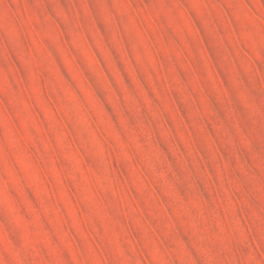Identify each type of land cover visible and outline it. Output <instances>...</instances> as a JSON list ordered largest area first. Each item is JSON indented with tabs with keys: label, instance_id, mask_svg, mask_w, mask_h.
Segmentation results:
<instances>
[{
	"label": "rangeland",
	"instance_id": "rangeland-1",
	"mask_svg": "<svg viewBox=\"0 0 264 264\" xmlns=\"http://www.w3.org/2000/svg\"><path fill=\"white\" fill-rule=\"evenodd\" d=\"M0 264H264V0H0Z\"/></svg>",
	"mask_w": 264,
	"mask_h": 264
}]
</instances>
